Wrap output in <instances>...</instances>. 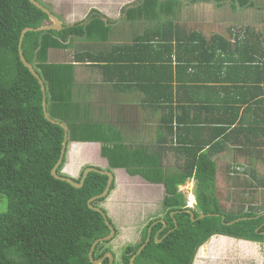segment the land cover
Masks as SVG:
<instances>
[{
  "label": "trees",
  "instance_id": "trees-1",
  "mask_svg": "<svg viewBox=\"0 0 264 264\" xmlns=\"http://www.w3.org/2000/svg\"><path fill=\"white\" fill-rule=\"evenodd\" d=\"M198 2L217 8L230 4L233 10L255 7L250 0H139L122 9V23L153 27L132 32V38L123 36L125 43L111 45L117 21L91 10L84 25H79L82 21L60 32H27L21 44L23 57L45 86L49 118L67 128V144H100L107 171L124 170L163 186L160 218L166 228L157 240L166 237L154 242L162 228L155 224L149 244L133 264H194L198 250L218 239L264 245V179L253 169L260 162L254 157L264 148V25L231 27L225 34L207 36L201 29L178 24L180 6ZM47 23L48 17L28 0H0V195L6 201L0 214V264H92L88 259L92 243L109 235L101 215L87 205L104 191L107 177L89 173L82 188L75 189L50 174L64 133L44 118L40 86L18 54L21 32ZM73 39L110 44L100 57L88 53V61L96 65L105 61L98 64L104 71L125 74L117 79L121 85L135 84L144 93V102L157 116L155 148L126 145L119 131L87 119L73 103V65L48 63L49 50H66ZM232 144L251 159L226 171L232 184L238 189L245 186L253 199L225 212L216 195L213 159ZM70 147L71 162L88 152L84 148L88 146ZM168 152L181 157L182 165L165 167ZM64 164L65 156L56 172L66 177L60 174ZM189 180L196 183L194 218L213 216L192 222L184 212L188 208L178 188ZM114 187L113 182L110 192ZM259 191L260 203L253 196ZM104 200L92 205L99 207ZM172 212L176 214L170 217ZM157 218L143 228L138 244L123 247L120 257H115L108 241L95 247L93 259L110 252L113 264H129Z\"/></svg>",
  "mask_w": 264,
  "mask_h": 264
},
{
  "label": "crops",
  "instance_id": "crops-1",
  "mask_svg": "<svg viewBox=\"0 0 264 264\" xmlns=\"http://www.w3.org/2000/svg\"><path fill=\"white\" fill-rule=\"evenodd\" d=\"M44 0H40L43 3ZM52 4L51 9L52 13L56 15L63 24L65 25H73L75 23H80L84 21L89 12L91 10H95L101 15H103L106 19L111 21H117L116 25L114 26L115 29V36L111 41V45H119L125 43L122 41L121 38L125 36V38H132L133 30L126 31L129 26H136L138 24H122V14L121 11L123 8L127 7L131 4L132 0H47ZM136 1V0H135ZM250 3L254 4V8L252 9H239L233 10L228 5V12L227 14L230 15V18L234 17V15H240L241 13L248 12V10H256V11H263L264 6H257L255 3H262L264 4V0H250ZM44 4V3H43ZM46 5V4H45ZM225 6V5H224ZM224 6L217 8L214 3L209 2H198L196 4H189L184 3L180 6L178 10H180L181 17L183 18L186 14L187 9H191L192 12L201 19H206L202 24L201 30L206 33L208 31L207 27H219L220 24L217 22L218 17H220L221 9ZM65 8V11H64ZM73 9V11H71ZM177 10V13L179 12ZM66 14L67 19L66 22L61 17V14ZM235 13V14H234ZM250 16V15H249ZM185 21V20H184ZM183 20L178 23L181 26L187 25ZM241 23V22H239ZM241 25L236 26H228L231 27H241V26H248L250 22H243ZM237 24V23H236ZM118 25V26H117ZM219 25V26H218ZM142 26V24H141ZM145 26L142 30L144 32L146 29H151L153 26L151 25H144ZM133 28V27H132ZM227 28V29H228ZM226 29V30H227ZM211 30V35L215 34L213 29ZM217 33V32H216ZM119 34L121 37H119ZM207 34V33H206ZM208 36V34H207ZM110 44H105L101 46H96L95 44H91L85 42L83 39H73L71 42V46H69L66 50H49L48 51V63L50 64H72L74 67V81L72 87V101L74 104L79 106L80 112L91 121L97 123H103L105 125L110 126L111 128L119 131L121 133L124 142L126 145L131 147L136 146H146L150 148V140H156V128H157V116L154 114L153 110L149 108V106L144 102L143 92L140 91L135 84H130V87L127 85H121L117 81L118 77L120 81L125 77L123 72L120 73L119 76H112L109 72L104 71L102 69V62L98 64H90L88 61V53L97 55L100 57L102 51L108 52L110 50ZM79 61V62H76ZM83 61V62H81ZM138 78V75L134 73L132 75L133 81ZM130 98V99H129ZM132 99V100H131ZM131 100V101H130ZM129 115V117H127ZM147 119V120H145ZM147 124L149 129L152 130V139L149 137V144L146 145L144 141V136L142 133L143 125ZM125 131V132H124ZM262 143V141L260 142ZM71 144H78L88 150L85 152L88 154V165L84 163L76 164V167L71 169L70 166L65 164L63 166L65 176L74 178L77 174L80 176L81 171L83 170L84 166L95 167L99 163L102 167H98V169H103L104 171L108 170V164L106 161L100 160V144L95 143H70ZM155 147V146H154ZM71 148V147H70ZM96 150V155L93 153ZM262 152L259 153L257 158L254 157L255 160L260 161L257 164L264 165L262 161L264 159V148L261 149ZM71 149L69 150V152ZM84 153V154H85ZM221 155H227L230 157L231 161L242 160V163L237 164L231 163L229 166L232 168H240L241 166H245L243 164V160L249 163L251 156L243 155L242 152L233 148V144L229 145V148L226 152L217 155L218 157ZM216 156V157H217ZM246 164V165H247ZM69 165V164H68ZM228 167V166H227ZM72 172V173H71ZM112 173L115 176V184L116 189L112 191L111 195V204H109V210L107 212L108 217L112 218V221L115 223V230L117 231V235L114 239H122L130 232L136 229V237L141 236V231L143 228L148 224L149 221L155 218H148L147 214H143L142 223L138 226H134V224H129L131 220H135L138 217L137 210L138 209H148L151 206L153 207L155 202L153 197L155 196L151 191H147L145 189H162V197L161 201L164 198V188L162 185H154L149 184L142 180L138 176H129L126 174L124 170H113ZM261 175H257L259 177H264V174L260 173ZM142 189L141 192H138ZM144 191V192H143ZM149 192V194H148ZM104 209V208H103ZM115 209H118L119 212H114ZM105 210V209H104ZM114 212H112V211ZM136 213L134 214V211ZM110 211V213H109ZM132 212L130 214L131 220H127L126 223L121 224L122 220H118L116 218H120L123 216L126 218L125 213ZM128 215V213H127ZM135 215L136 217H133ZM135 218V219H134ZM161 220V218L159 219ZM148 221V222H147ZM147 222V224H145ZM145 225V226H144ZM113 239V240H114ZM112 240V241H113ZM137 240V239H136ZM223 240V239H222ZM227 240L228 239H224ZM138 243L140 242V238L137 240ZM136 241L135 244H138ZM217 241V240H215ZM213 243L210 242L206 245L208 249ZM229 249L234 247L235 253L234 255L229 254V256L223 255L222 257L217 256L216 258L212 259L211 256L208 258L210 260H205L209 264H227L226 261H229L228 264H264V245L259 244H252V243H241V244H233L231 241H228ZM261 250L262 253H259L258 250ZM208 252V251H207ZM255 259H258V262H254Z\"/></svg>",
  "mask_w": 264,
  "mask_h": 264
},
{
  "label": "rangeland",
  "instance_id": "rangeland-1",
  "mask_svg": "<svg viewBox=\"0 0 264 264\" xmlns=\"http://www.w3.org/2000/svg\"><path fill=\"white\" fill-rule=\"evenodd\" d=\"M37 1L40 2V0H37ZM43 3L40 2V4H42L44 7L48 8L49 10L52 9V4L50 2H48L47 0H44ZM133 3L135 4V0H132L131 4H133ZM47 5L49 7H51V9ZM255 5L264 6V4H262V3H255ZM64 11H65V8H64ZM71 11H73V9H71ZM178 11L179 12L176 13V15H175V20L178 23H180L182 20L183 21L185 20L184 22L191 24L190 26L193 27L194 29H201L203 27L202 24L204 23V21H206V19H201L198 16H196L197 14L195 15L190 8L186 10V12H185L186 15L183 18L181 17L180 10H178ZM227 12H228V5L226 4L224 6V8L221 9V12L219 13L220 17H218V19H217V22L220 24V26L218 25L219 27H214V28L213 27H210V28L207 27L208 31H206V33L208 34V36L211 34L210 29H213L215 33L217 32L218 34H225L226 29L228 28L226 25H228V26H236L238 24L241 25V23L244 24L243 22H245V21H246V23L250 22L248 24L251 26H260L262 28L264 25V10L263 11L248 10V12L241 13L240 15H234V17H232V18H230V15L227 14ZM61 17L66 22V19H67L66 14L62 13ZM239 22H241V23H239ZM144 27L145 26H143V24H142V26H141V24H138L136 26H129L128 29H126V31L128 32L130 30H133V33H142V31H143L142 29ZM129 28H130V30H129ZM96 46H101V45H96ZM127 117H129V115H127ZM145 120H147V119H145ZM152 130L149 129L147 124L143 125V128L141 131L143 133V136L145 137L143 142L146 145L149 144V140H148L149 137L152 139ZM95 144H97V143H95ZM155 144H156V140H154V141L150 140V145H149L150 148H153L155 146ZM93 153L96 155L97 154L96 150ZM69 154H70V152H69ZM69 154H68V158L66 161V165L70 166L71 169L76 167V164H78V163H84V164L88 165V154L85 153L83 155L75 157L73 162H71V158H70ZM99 157H100V160L106 161L101 156H99ZM213 160L215 161V163L217 165L216 195L218 197L220 205L223 207L225 212L236 211L242 202L248 203L251 199H253L251 197V195L249 194L250 192H248L247 188H244L245 186H242L240 184L243 188L238 189V187H236L234 184H232V179L228 175V172L226 171L227 166L229 167L231 165V163L237 162V164L239 166V164L242 163V160H236V161L232 162L230 157H228L227 155H221L219 157L218 156L214 157ZM182 162H183V159L181 157H179L178 155H174L171 152H168V154L166 155V157L163 160L165 167H169V168H173V169L182 165ZM96 164L97 165L94 168L98 169V167H102L101 164H99V163H96ZM243 164L246 165L247 162H245L243 160ZM66 165H65V167H66ZM65 167L62 168L60 172L64 173ZM84 167H85L84 169H86L89 166H84ZM253 169L256 171V173L258 175H261L260 173L264 174V165H262V164H256L253 167ZM99 170H103V169L100 168ZM262 178L264 179V177H262ZM72 179L78 180L79 175L77 174V176H75ZM195 187H196L195 181L189 180L183 186H180L178 188L179 191L183 194V196L185 198L187 208L189 207L192 211H194V209H195V200H194ZM114 189H116V184H115ZM114 189L112 191H114ZM145 190H147L149 192L151 191L155 195L153 197V199H155L154 200V202H155L154 206L153 207L151 206L150 208L143 209V210L138 209L137 210L138 217L136 219L134 218L135 220H131L132 218L131 219L128 218V217H130V214H132V212L130 211V212H127L128 215H127V213L124 212L126 218L122 216L121 219L116 218L118 220H115V221L122 220L121 224H124L127 222V220L130 219L131 221L129 224H134V226H138L142 223V221H144L143 220V214H147L148 218H157V217L160 218L163 216L162 201H161V197L163 195L162 189L157 188V189H145ZM112 191L110 192V194L112 193ZM141 191H142V189H140L138 192H141ZM149 192H148V194H149ZM110 194L107 197V199H105L102 203L99 204L102 208L105 209V211L109 210V208H108L109 204H111V202H112V200H111L112 197ZM253 196H255L254 199H256L257 202L260 203V201L262 200V192L259 191L258 194L253 195ZM5 210H6V201L0 195V214L4 213ZM114 212L118 213L119 210L115 209ZM109 213H110V211H109ZM135 213H136V210L134 211V214ZM106 214H107V212H106ZM133 217H136V216L134 215ZM108 219L110 220L112 225L113 224L115 225V223L112 221V218L108 217ZM147 222L145 224H147ZM153 223H157V221L153 222ZM153 223L151 224V226L153 225ZM114 225H113V227L116 228L115 227L116 225L115 226ZM147 232H148V229H147ZM139 238L141 239V236L139 235L136 237V229H135L134 231L127 234L124 238H122L120 240L114 239L113 241H111L109 243V247H110V249L113 250V254L115 255V257H116V255H118L120 257L123 247H125L126 245H135L136 241ZM212 242H215V243H213L208 249L206 248V245H204L203 247H201L198 250L194 264H209V263H207V261L203 260V259L210 260L208 258L209 256H211V258L214 259L217 256L222 257L223 255H226V256H229V254L234 255L235 249L233 247L230 251L227 240L218 239L217 241L213 240ZM137 243H138V241H137ZM258 252L262 253V251L260 249L258 250ZM258 261H259L258 259H255L254 262H258ZM226 263L228 264L229 261H226Z\"/></svg>",
  "mask_w": 264,
  "mask_h": 264
},
{
  "label": "water",
  "instance_id": "water-1",
  "mask_svg": "<svg viewBox=\"0 0 264 264\" xmlns=\"http://www.w3.org/2000/svg\"><path fill=\"white\" fill-rule=\"evenodd\" d=\"M30 2V4L35 7L37 10L41 11L43 14H45L48 17V23L40 28L37 29H33V28H25L21 34H20V38H19V46H18V54H19V59L21 61V63L23 64V66L30 72V74L37 80L39 86H40V90L42 93V110H43V115L44 118L46 119L47 122L51 123L52 125L58 126L63 130L64 133V137H63V143H62V149H61V153H60V157L56 163V165L52 168L50 174L51 176L58 181H62L65 182L69 185H71L73 188L75 189H81L83 186V183L87 177V175L89 173H97L99 175L102 176H106L107 177V183H106V187L104 189V191L97 196L92 197L91 199L88 200L87 205L88 208L92 211H95L97 213H99L106 225V227L109 229V235H107L106 237L97 239L96 241H94L89 249V253H88V259L90 261V263L92 264H102L105 259H108V264H113V255L112 253H106L101 259L95 261L93 259V252L95 247L99 244V243H103V242H108V241H112L115 237V228L113 227V225L108 221V215L106 213H104V209L99 206V207H95L92 204L98 200H102V199H107V197L110 194V187L112 185V183L114 182L115 184V176L111 171H104V170H99L97 168L94 167H87L86 169L83 170L81 178L79 180L78 183H75L74 180L68 176L63 177L61 175L57 174V168L60 166L64 156H65V160L68 158V154H69V150H70V144H67V138H68V133H67V128L64 124L52 120L49 118L47 111H46V103H45V86L43 84V81L40 79L39 75L36 73V71L33 69V67L27 63V61L25 60V58L22 55V51H21V44L23 41V37L27 32H34V33H40V32H44V31H55V32H60L65 28L71 27L72 25H65L62 23V21L56 16L54 15L51 11H49L48 9H46L45 7H43L38 1L36 0H28ZM133 5H128L126 8L132 7ZM105 20H107L105 18ZM88 22V19H85L82 23H80L79 25H84L85 23ZM69 145V146H68ZM60 174H62V172H60ZM184 212H186L187 214H189L190 219L192 222H195L197 220H201L204 219L205 217H211L213 215H200L197 218H194L193 216V211L188 208L186 209ZM176 214V212H172L170 213V217H173ZM222 222L224 223V217H221ZM241 220H245L244 218L242 219H237L233 222L227 223V225H232L236 222H239ZM174 222V229L177 228V224L175 221ZM157 223H161L162 224V229L166 228V225L164 223V221L158 220ZM156 223H153L152 226H150L148 228V232H147V236L146 239L144 241V243L139 247V249L137 250V252L135 253V255L130 259L129 264H133L134 260L136 259V257L143 251V249L149 244L150 242V233H151V229L152 227L155 225ZM264 234V232L262 233ZM157 236L158 234L155 235L154 237V242L155 243H160L165 237L166 235L160 239L157 240Z\"/></svg>",
  "mask_w": 264,
  "mask_h": 264
},
{
  "label": "flooded vegetation",
  "instance_id": "flooded-vegetation-1",
  "mask_svg": "<svg viewBox=\"0 0 264 264\" xmlns=\"http://www.w3.org/2000/svg\"><path fill=\"white\" fill-rule=\"evenodd\" d=\"M138 1H139V0H136V1H135V4H137ZM133 4H134V3H133ZM133 4H132V5H133ZM51 12H52V11H51ZM122 16H123V15H122ZM107 20H108V19H107ZM122 20H123V18H122ZM188 208H189V207H188ZM156 224H157V223H156ZM154 226H155V225H154ZM151 230H152V229H151ZM163 230H164V229L161 228V229L158 231L157 234H159V233L162 232ZM150 236H151V233H150ZM157 237H158V236H157Z\"/></svg>",
  "mask_w": 264,
  "mask_h": 264
}]
</instances>
